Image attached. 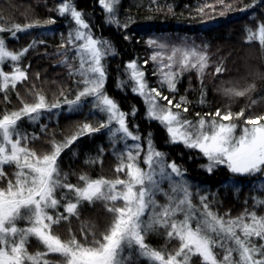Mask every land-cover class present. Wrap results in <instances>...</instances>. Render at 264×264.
<instances>
[{"label": "snow or ice", "instance_id": "1", "mask_svg": "<svg viewBox=\"0 0 264 264\" xmlns=\"http://www.w3.org/2000/svg\"><path fill=\"white\" fill-rule=\"evenodd\" d=\"M119 3L120 0H99L108 13L109 23H119L115 15ZM227 7L230 10L231 6ZM56 11L69 16L75 24L67 39L75 64L68 63L66 54L63 62L69 75L76 78L78 89L74 98L61 92L63 100L50 102L33 87L32 102L19 98L17 93L21 107L0 110V183L7 182L0 187V264H194V257L199 258L200 264H264V215L256 211L264 206V199L253 197V209L245 208L238 216L214 211L206 196H200L199 203H195L184 179L185 170L166 159V153L156 148L151 133L142 138L132 131L128 114L106 93L104 61L112 54L109 42L92 35L74 0H61ZM46 23L55 21L49 19ZM35 26L38 23L0 26V33L11 32L14 36ZM245 42H255L264 49V22L248 30ZM150 44L161 49L150 59L157 63L154 75L159 76L161 87L167 85L169 91L176 90L178 77L184 71L202 72L207 67L206 53L196 48L172 47L166 52V44L154 40ZM30 47L11 50L5 39L0 38V93L6 102L8 92L15 91L18 84L28 79L21 61ZM6 63L11 66L10 72L3 70ZM126 69L129 79L121 80L118 87L131 82L132 91L144 98L147 118L166 129L169 143L198 149L208 160L209 172L224 165L233 174L264 176V116L246 120L239 134L238 126L231 122V112L222 114L217 110L215 117L219 120L204 117L195 122L188 120L181 111L173 110L181 109L183 97L181 103L173 105L160 90L148 85L145 72L135 61L129 62ZM223 70L218 66L216 73ZM252 88L254 85L224 91L226 95L244 96ZM157 97L166 100L167 106L160 104ZM86 101H90L94 112L105 117L99 126L85 122L63 140L51 137L49 147L41 152L31 147L40 137L27 132L24 121L39 124L46 113L63 105H67L69 112H77ZM182 111L187 112L188 108ZM235 115L243 116V110ZM39 126L41 132L47 131V125ZM103 129L108 131L117 159L116 177L92 178L81 173L78 182L71 183L69 173L60 166L62 153L80 137ZM129 140L133 143L129 144ZM121 143L123 149L117 150ZM5 166L14 168L11 177ZM97 201L104 202L110 223L97 235L95 225L81 221L77 235L70 226L72 218L79 220L83 205ZM62 224L69 225L68 238L56 231ZM161 233L165 237L164 246L154 247L147 242L149 235ZM32 240L41 246L34 252L29 250ZM173 241L178 246L169 250L168 244ZM52 256L58 259H50Z\"/></svg>", "mask_w": 264, "mask_h": 264}, {"label": "trees", "instance_id": "2", "mask_svg": "<svg viewBox=\"0 0 264 264\" xmlns=\"http://www.w3.org/2000/svg\"><path fill=\"white\" fill-rule=\"evenodd\" d=\"M98 1L74 0V6L84 14L92 35L108 41L111 45L112 54L104 61L107 71L105 91L118 102L119 108L128 114L127 122L130 129L138 132L142 138L151 133L156 148L166 153L167 159L174 161L185 170L184 179L189 182L192 189L208 197V201L220 214L229 213L231 216H238L245 207L252 204L253 197H264V176L232 174L224 165L217 166L209 172L204 167V157H201L198 151L182 147L179 143H169L162 125L145 117L142 99L131 90L130 82L123 88L118 87L121 80H126L127 64L135 61L145 72V77L150 83L148 85L160 90L162 96L173 101V105L181 103V98H184L181 109L173 110L181 111L185 118L219 119L215 117V113L220 110L222 114L231 112L238 126L250 118L264 116V49L255 42H245L248 30L255 29L258 24L264 22V0H224V3H219V0H120L115 13L119 23L108 22V13ZM60 3L61 0H0V26L12 28L15 24L24 26L38 23V26L20 31L14 36L11 32H2L0 38L5 39L6 44H11L16 51L31 45L21 64L26 67L27 75L36 73L33 81L39 83V79L52 74L50 68L53 65L45 61L48 52L60 47L64 42L67 43L66 35L71 29L66 25L67 16H61L56 11ZM229 5L230 10L227 7ZM248 5L251 7H246ZM209 6L214 7L212 14L207 13ZM49 19L54 20L55 23H46ZM169 33L200 35L211 56L219 58L218 66L223 67L224 70L208 80L182 74L178 77L174 92L169 91L165 86L161 87L154 80L155 69L150 59L151 49L146 42L149 35ZM243 62L247 64L246 69L254 70L256 75L251 73L242 77L245 75L244 70L241 69ZM5 65L10 66V64ZM5 65L3 68L6 70ZM37 70L42 74L36 72ZM236 76L238 80L241 77L242 80L239 81L242 84L237 87L229 86L228 81L234 80ZM69 77L61 74L58 79L60 82L65 81L68 91H71L74 80ZM249 85H254V88L244 96L226 95L224 91L227 88L243 90ZM15 91L8 92L7 102L3 99L4 94L0 93V110L11 106L14 99H19L18 92ZM59 97L61 99V94ZM157 98L167 106L166 100ZM184 107L188 108L187 112L182 111ZM134 109L135 115H132ZM242 110L243 116L236 118L235 114ZM58 111L55 120L44 116L39 124L34 126H29L28 122L24 121L23 127L29 133L47 138L50 135L58 136L62 130L61 125L64 124L63 120L70 119L72 115L81 119V123L76 122L79 123L75 124L76 128L85 122H90L89 117L92 118V115L88 117L82 115V111L75 114H64L60 109ZM40 124L47 125L48 132H41ZM74 127L72 132L76 130ZM102 133L80 137L73 145V154H62L60 166L64 172L69 173L71 183L76 184L81 173H87L92 178L103 174L110 176L116 174L114 169L117 159L111 151H108V144L103 143ZM89 140L90 143H87ZM33 143L38 144V142ZM101 149H103L102 153ZM93 160L96 162H89ZM8 176H11L9 169ZM4 183L6 181L2 185ZM109 217L105 205L100 201L95 204L85 203L81 208L80 219L72 218L70 226L79 235L81 221H87L96 226L99 235L102 227L108 224ZM68 227V224H62L56 231L59 234H66ZM159 235L162 236V233ZM151 237L152 235H149L147 238L149 244L154 242ZM159 243L161 246L165 245L163 239H160ZM193 260L194 264H200L199 258L194 257Z\"/></svg>", "mask_w": 264, "mask_h": 264}, {"label": "rangeland", "instance_id": "3", "mask_svg": "<svg viewBox=\"0 0 264 264\" xmlns=\"http://www.w3.org/2000/svg\"><path fill=\"white\" fill-rule=\"evenodd\" d=\"M208 8H210V9L207 10V13L208 14H212V12L214 10V7H208ZM215 11H217V9ZM65 20H67V24L66 25H69L71 27V29H70V31H71L75 27L74 22L71 20V18L69 16L65 17ZM67 39H68V34L66 35V42H67ZM201 39H202V37L200 35H196V34L195 35H190V34H185V33H179V34H177V33H175V34H171V33H169V34H152V35H149L148 36L146 43H147L148 48L151 49V57L153 56V54L156 51H160L161 50L156 45L150 44V41H153V40L156 41L157 44H166L168 46V48L164 50L166 52H170V49L172 47H181V48L189 47V48H196L198 51H202V52L206 53L207 58H208L207 59V67L202 72H198L197 69H191V70H188V71H184L183 72V75H187L189 77H192L193 76L194 78H197V79L203 78L205 80H208L213 75L216 74V68L218 67V64H219V61L220 60H219V58H216V57L211 56V54L209 53L210 51L207 50L208 48L202 42ZM62 45H65V47H61V46L60 47H56L55 50L48 52V54L46 56V60L45 61H48V62L51 63V65H53V67L50 68V69H52L51 70L52 71L51 76L42 77L41 79H39L40 80V83H39L36 80L33 81V79L36 77V73L35 74L29 73L28 74V76H29L28 79L26 81H24V82H22V83H20V84L17 85L18 87L16 88V91L15 92H18L19 93V98H23L26 102H32V94L30 93V90L33 89V87L35 88L36 91H39L42 94H44L48 98V100L50 102H54L57 99H60L59 95L61 94V92H63L65 95H67L68 98H70V99L71 98H74V96L76 94V91L78 89V85L75 83V79L76 78L73 77V76H71V75H69V68H68L67 64L63 62L64 61V56L66 54L69 57L68 63L75 64V61H73L71 59V57L74 55V53L71 52V51H68L67 43L64 42V44H62ZM7 46L11 50H16V49H13V46L11 44L10 45L7 44ZM166 62L167 61L165 60V63ZM152 64H153V67L155 69V72H157L158 71L157 63L152 60ZM241 67H242L241 69L244 70V74H245L242 77L249 76L251 73L254 74V75H256V72L254 70H252V69L251 70L246 69L247 68L246 62H243V64H241ZM5 68H6V70L3 68L4 71L10 72L12 70L11 69V66H9V65H5ZM36 72H39L40 74H42L40 72V70L39 71L37 70ZM61 74L62 75H68V76H70L69 78H72L74 80V82H73V84L71 86L72 87L71 88V91H68V85H67V83L65 81H61L60 82V80L58 79L59 78V75H61ZM125 76H126V80H128L129 79V77H128V71H127V73H126ZM154 77H155L154 80L157 81V84H160L159 83V79H160L159 76L158 75H155ZM145 80L147 81L148 84H150L149 83V80L146 77H145ZM237 80H238V76L234 77V80H229L228 81V85L229 86H236V87H237V85H241L242 83H241V81H239V80H242L241 77H240V79L238 81ZM130 85H131V82H130ZM165 87L168 89L167 85H165ZM64 90H66V92H64ZM131 90H132V85H131ZM67 91L69 93H67ZM138 96H140V95H138ZM140 97L142 99V104L144 105L143 107H144L145 115H146L147 105L144 102V98L142 96H140ZM60 100H63V97L62 96H61V99ZM12 102H13V104H11V106H7L6 108L13 109V108H19V107H21L20 99H18V100L14 99V101H12ZM159 103L162 104V105H164L160 101H159ZM117 104H118V102H117ZM118 106H119V104H118ZM58 110L59 109L53 110L52 113H46L44 116L47 117L48 119L51 118V120H55V119H57L56 117L58 116V113H59ZM60 110L64 114H75V113L78 112V111L77 112H69L68 109H67V105H63V107ZM121 110L124 111L123 109H121ZM80 111H82L81 114L82 115L84 114L86 117H88V115H92V118L89 117L88 119H90L91 120L90 122L92 124H95L96 126L99 125V121L105 119V117L102 114H100L99 112H94L92 110L90 101H86L84 103V105L81 107V109L79 110V112ZM145 117H147V115ZM79 118L80 117H77V116L72 115L70 117V119L63 120L64 121V124L61 125L62 130L60 131V133H59L58 136H54L55 139L56 140H63L65 137L71 136L76 131V130H74V132L71 131L72 128L75 126L76 122L81 123L80 122L81 119H79ZM94 119H96V120H94ZM186 119L191 120V121H194V122L195 121H198V120L192 119V118H190V119L189 118H186ZM216 120H219V119H216ZM90 122H88V123H90ZM231 122L234 123V124L238 123L235 118H233V120ZM79 123H77V124H79ZM28 125L29 126L30 125L34 126V124H30V123H28ZM244 126H245V122H241L240 125L238 124V127L236 129L237 134H239L240 130ZM75 128L76 127H74V129ZM164 130H165V133H166L168 142H169V135H168V133H167V131H166L165 128H164ZM100 132L101 133L103 132L102 133L103 134L102 137H103V140H104L103 143L108 144V147H109L108 148L109 149L108 151H111L112 154H113L114 153V149H113L112 143L109 140L108 131L106 129H103ZM147 135L148 134H146V136ZM146 136H144V137H146ZM39 137L40 138L38 140H35L34 141L35 143L38 142V144L37 143L36 144L33 143L34 145L32 146L33 148H35L37 150V152H41V151H43V150H45V149H47L49 147L48 140L51 137H53V135H50L47 138H45V137L42 138V136H40V135H39ZM153 142H154V140H153ZM87 143H90V140ZM128 143L131 144L133 142L129 140ZM179 144H181L182 147H185L182 143H179ZM123 147H124V145L122 143L121 144H118L117 145V150H122ZM185 148H187V147H185ZM72 149H73V146L70 149L66 150L64 153L73 154L72 153ZM194 150H196V151L199 152L198 149H194ZM199 154L202 155L201 157H204L202 153L199 152ZM204 159H205L204 167L206 168V165L208 164V160H207L206 157H204ZM167 160L169 162H172V160H170V159H167ZM7 167L8 166H5V171L8 173V169H9V173L12 176V173L14 171V168L13 167H9L7 169ZM206 170H207V168H206ZM116 175L117 174H115L114 176L113 175L110 176L108 174H105V175L103 174L102 176L103 177H106V178H109V179H114L116 177ZM11 176H9V177H11ZM243 176H245V175H243ZM98 177H100V176H98ZM6 183H4V185H2V183H0V187L5 186ZM188 184H189V182H188ZM189 186H190V184H189ZM165 187H167V185H165ZM190 189H191V191L193 193V196H194V202L195 203H199V197L200 196H205V195H202L196 189L195 190L192 189V186H190ZM160 199H161V202H163V197H160ZM257 199H264V197L260 196ZM100 202L102 204H104V202H102V201H100ZM253 204H254V201L252 202V204H250L249 206H247L245 208H248L249 210H252L253 209ZM212 207H213V210L214 211L218 212L216 209H214V206L213 205H212ZM256 211H258L259 214L264 215V206H261V207L256 208ZM221 215H223V214H221ZM110 219H111V217L108 218V224L110 223ZM107 225L103 226L102 227V230L100 232L104 231L105 230V227ZM60 235L63 238H68V232L66 234H60ZM162 236L161 235H155V236L152 235L151 239H153V241L155 243L152 242V244H150V245L156 247L155 245H159L160 244V243L158 244V241L160 239H163V243H165V237H164L163 233H162ZM162 246H164V245L162 244ZM162 246L160 244V246H157V247H162ZM175 246H178V242L173 241V242H171V244H169L168 248H169V250H172V248L175 247ZM38 248H41V246L38 244L37 241L32 240L29 250L34 252ZM50 259H53V260L56 259L57 260L58 258L55 257V256H52V257H50ZM141 264H143V262H141Z\"/></svg>", "mask_w": 264, "mask_h": 264}]
</instances>
